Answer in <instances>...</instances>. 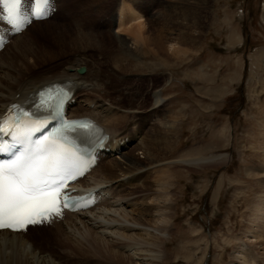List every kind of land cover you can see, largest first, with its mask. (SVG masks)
<instances>
[{
  "label": "rangeland",
  "instance_id": "obj_1",
  "mask_svg": "<svg viewBox=\"0 0 264 264\" xmlns=\"http://www.w3.org/2000/svg\"><path fill=\"white\" fill-rule=\"evenodd\" d=\"M203 1L59 0L60 11L41 22L51 24L54 35H44L39 29L31 31L33 23L0 53V68L2 73L12 75L20 67L22 53L16 46L20 38L31 40L35 37L36 41L30 42V46L51 51L53 47L58 48L53 39H58L55 33L59 31L65 35L66 46L71 47L70 36L76 24H83L86 31L102 33L106 44L104 50L89 47L83 53H72L58 60H41L39 65L42 66L28 78L38 84L54 79L64 66L75 67L80 56L86 59L84 61L92 71L100 68L105 72L102 78L104 82L108 81V96L112 100L120 99L125 107L142 104L140 110L143 114H140V120L133 119L131 124L134 126L127 132L129 137H136L139 127L148 125L147 131L154 128L153 125L163 117V121L170 123L177 120L180 136L160 163L178 171L172 193L176 203L175 221L166 246V264H241L236 257L243 245V250L254 254V264H264V252L248 231L254 220L250 203L255 190L264 182V175L257 178L253 172L261 164L255 155L259 153L264 138V0ZM185 2L188 6L200 3L199 7L206 11L196 45L176 44V30L180 28L179 23L183 25L184 18L178 20V24L168 26L160 23L157 15L169 9L178 13L183 10ZM123 4L132 11L137 10L148 23L146 36L156 37L163 32L170 53L174 48L183 47L187 54L172 67H162L159 60L148 52L147 56L143 55L146 44L142 41L136 43L133 34L120 30L118 14ZM125 16L127 21L132 18L126 12ZM179 31L181 33L183 27ZM110 35L120 40L111 43ZM127 64H133L130 73L116 68ZM169 76L172 80L164 87L165 78ZM159 89H163L166 102L155 113L151 107L155 103L154 92ZM132 147L130 151H134L135 145ZM135 151L136 156L142 158L143 155ZM199 153L225 156L227 162L200 169H191L179 162L173 164ZM104 164L105 161L101 165ZM146 176L144 180L148 186L156 187L155 172ZM45 229H32L21 234L24 243L18 248L20 252L26 256L35 250L37 254L29 257L31 264H38L37 257L48 255L55 264H100L92 260L84 262L82 258L64 252V236L52 227ZM4 252L10 255L11 249H4Z\"/></svg>",
  "mask_w": 264,
  "mask_h": 264
},
{
  "label": "bare ground",
  "instance_id": "obj_2",
  "mask_svg": "<svg viewBox=\"0 0 264 264\" xmlns=\"http://www.w3.org/2000/svg\"><path fill=\"white\" fill-rule=\"evenodd\" d=\"M196 2L198 3V1ZM196 2L190 3L189 6L187 4L189 2H185L183 10L178 13L170 9L157 13L158 18H160L159 22L168 26L178 24V20L184 18L182 20L183 25L178 24V27H183V31L180 33V28L176 30L178 32L176 44L182 46L196 45L197 40L200 39L197 34L200 33L199 29L204 26V12L206 11H203L199 7L200 3L197 4ZM122 6L118 14L120 30L124 31L123 33L133 34L136 43L142 41L146 44L147 49L142 51L143 55L147 56L148 52V55L159 60V65L162 67H172L187 54L185 48L178 46L170 53L165 45L167 42H165L163 32L156 37L146 36L148 23H145L142 15L135 9L132 11V8L130 9L124 4ZM130 11L131 13H129ZM125 12L129 14L128 17H132L128 21ZM127 24L130 25L129 28H127ZM50 26L51 24L48 22H36L30 30L39 29L44 35L49 36L50 33L54 35ZM83 26V24L75 25V30L70 36L72 40L70 48L66 46L67 40L61 31L55 33L58 34V39H53L58 48L53 47L51 51L43 50L40 47L34 48V43L33 46H30L33 41H36L35 37L31 38L32 41L20 38L16 42L19 52L22 53L20 67L12 75L2 73L0 68V117L4 115L12 103L32 104L40 89L55 83H68L75 93L74 99L76 100L69 108L71 116L88 117L99 123L104 128L105 133L111 137L108 147H112L111 153L106 155L92 174L86 177L76 188L83 191L99 187L102 192L110 194L111 198L88 212L69 214L64 221L52 226L59 235L64 236L63 241L61 240L64 247L63 251L72 254L75 258H82L84 262L92 260L100 264H166L165 261L168 259L166 246L173 234L175 221L176 203L172 199V193L176 187L175 180L178 171L175 167L169 169L160 163L163 156L170 152L172 145L178 141L180 136L177 120L175 119L170 123L163 121V117L153 125L154 128L147 131L148 125L139 127L137 136L129 137L127 132L130 130L129 127L134 126L131 124L133 119H139L140 114H143L140 110L142 104L137 103V105L132 104L125 107L120 99L112 100L108 96L109 89L106 84L108 81L104 82L102 78L103 72L100 68L96 71L89 69L86 65L87 62L84 61L85 58L80 56L76 60L77 65L75 67L74 65L64 66L65 69L63 67L59 76L54 79L38 84L36 80L28 78L32 72L42 66L39 65L41 60H58L72 53H83L89 47L104 50L106 48L105 36L102 33L86 31ZM27 32L29 33V30ZM116 39L120 40V38ZM116 39L111 35L109 36L111 43ZM167 41L170 42L168 39ZM131 54L132 52L129 51V55ZM37 55L38 57H35ZM69 67L70 69H68ZM82 68L86 69L84 76L79 73ZM116 68L120 72L130 73L133 64L118 65ZM165 79L164 87L170 84L172 76ZM154 99L155 103L151 109L152 112L157 113V110L163 107L166 102L163 89L154 92ZM156 125H160L158 129ZM134 145L139 152L138 155H143L142 158L136 156L135 149L130 151ZM255 158L261 164L259 168L252 171L256 172L255 176L259 178L264 175V138ZM104 161L105 164L102 166ZM177 162L183 163L191 169H200L224 164L227 162V158L220 155L208 156L205 153H199L194 157L191 156L189 160L174 161L173 164ZM100 165L102 167L99 170ZM153 172L157 175L156 179L158 180L156 187L151 188L144 179L146 175ZM250 204L253 205L252 217L254 220H252L248 231L255 239L254 242L260 244V248L264 252V182L259 189L255 190L253 201ZM21 234L10 232L0 234V264H31L29 257L31 255L37 256L34 253L35 250L28 252L26 256L25 253H21L23 251L20 252L18 248L20 244L24 243H22ZM241 248L242 251L236 257L238 262L254 264L256 261L253 257L254 254L250 250H243L245 245ZM4 249H11V254L5 253ZM24 252L26 251L24 250ZM48 257L49 255L37 257L38 264L39 262L40 264H55Z\"/></svg>",
  "mask_w": 264,
  "mask_h": 264
},
{
  "label": "snow or ice",
  "instance_id": "obj_3",
  "mask_svg": "<svg viewBox=\"0 0 264 264\" xmlns=\"http://www.w3.org/2000/svg\"><path fill=\"white\" fill-rule=\"evenodd\" d=\"M33 3L30 17L22 11V0H0L4 19L13 31L19 32L21 25L30 24L33 17L41 19L51 10V0ZM41 3L46 7L41 16H36L35 6ZM63 102V95H58L47 108L41 103L37 109L49 112L48 117L42 119L35 113L24 112L7 129L8 118L0 119V153L8 157L0 159V230L20 231L42 224L59 215L61 206L71 205V196L65 189L70 179L83 174L88 159L76 148L74 134L90 137L94 127L86 121H72L37 136L48 127L46 120L55 119ZM5 135L11 142L4 139Z\"/></svg>",
  "mask_w": 264,
  "mask_h": 264
}]
</instances>
